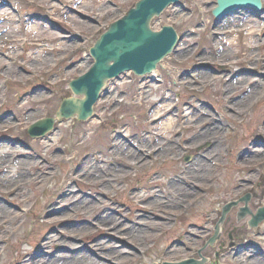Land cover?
<instances>
[{
  "label": "rangeland",
  "instance_id": "1",
  "mask_svg": "<svg viewBox=\"0 0 264 264\" xmlns=\"http://www.w3.org/2000/svg\"><path fill=\"white\" fill-rule=\"evenodd\" d=\"M41 1L39 4L46 7V10H50L52 3L49 0ZM103 1L106 0H74L72 3L73 8L77 11L74 13L75 15L81 14L85 17H91L89 13L102 14L98 18L91 17L97 19L100 23L99 26L84 21L80 16L77 19L71 13L67 18H63L68 19V22L64 24L58 23L57 21H60L58 18L60 11L57 10L56 18L48 14L53 21L36 23L33 20V23L37 25L30 28L32 33L26 32L19 37L20 43L18 46L24 47V52L18 49L17 46H7L5 38H0V113L9 110V112L14 111L16 114L15 117L12 116V113L0 116V200L6 202L5 198L9 201V204L17 205L21 209L26 210L25 216L22 212L11 208L8 215L0 213V264H18L22 257H25L28 262L30 261L28 254H34V248L38 242H33L30 249L19 251L16 256L12 253V248L19 250V244L24 234L27 232L28 227L29 229L31 227V221L27 222L28 225L26 226H24V221L28 213L27 208L34 203H36L34 208L36 217L42 216L41 220H39V217L37 218V222H35V226L31 230L35 238L44 237L45 240L50 239L49 241H51L55 238L59 240L69 236V240H76L85 238L95 231L89 226L79 228L74 225H69L73 228L71 231H67L69 228H62V223L59 226L55 225L54 220L56 218L50 215L47 216L48 211H44V207L50 202V198L53 195L54 198L59 196L64 187L69 185L68 178L71 174L72 166L66 164L59 169L50 170L52 164L44 165L39 161L27 160L18 155L23 152L18 147L13 148V142L23 138V136L26 137V134H24L25 129L32 122L47 115L50 116L53 107L58 105L59 100L64 98V96L68 95V81L73 76L81 74L88 67V63H81L71 71H67L71 63H67L66 59L77 53L82 58L84 49H88L92 43L79 44L78 41L77 43H71L72 38H65L70 37L71 33L64 34L54 30L53 22L70 28L69 31L72 33L80 32L87 39L91 35H97L104 26L121 18L138 0H113L117 4L114 8H105ZM213 1L182 0L185 9L190 10L189 12L181 10L179 7L170 8L162 15L159 21L154 23L157 28L162 25L173 24L177 26L180 33H187V30L190 29L191 32L196 31L202 34V37L198 33L189 37L187 34L176 54L163 61V68H159L162 83L155 85V81L151 80L146 84H141L136 80L132 84L126 81V78L123 79L117 83V87L112 88L113 93L102 100L96 107L101 120L89 123V126L82 124L83 126L80 125L77 128L76 145L81 158H83L87 153L102 148V142L108 141L109 137L115 138V135L107 128L115 120L120 125L130 122L129 127L132 129V133H135L137 125L141 122H136L133 118L144 120L152 110L153 106L151 103L160 97H163L165 103L169 105L172 102V97H168L171 92H185V103L188 102L194 107V110H192L188 104H183V114L175 113L178 118L176 126L166 131V143L164 142L160 145L165 148L162 157L157 160L152 159L146 166L138 161L131 162L132 164H139L140 168L134 169L126 166V175L124 176L129 177V179L126 181V185L120 184L121 187H124L123 193L121 196L112 194L113 196H118L120 200L128 202L126 192L134 185L138 176L143 179L150 178V181L147 182L148 191L160 190L161 188H153L152 186H163L164 178H162L161 173L166 168H171L172 170L176 167L182 168L184 164V161L178 159L179 162L176 165H171L169 163L171 161H167V158L174 156L176 151H179V156L181 157L185 153L179 149L182 146L189 147L192 149L191 156L199 155L195 158L197 161L196 167L190 172L192 175H189V177L184 175L178 180L186 181L189 184L193 183L196 186L192 189H188L183 185L179 187V189L193 194L186 196L185 202L188 201V203L184 206V210L182 211L178 208V211L173 212L170 217L172 219L179 216L185 217L179 226H175L174 222H170L168 225V229L178 231V233L162 236L153 231L149 233L152 240L150 242H148L146 234L142 237L137 236L139 237V243L147 244L148 242L143 249V252H148L147 255H139L135 251L131 252L132 257L129 258L128 256L129 259L126 256L118 257L114 255L113 259L118 257L115 261L119 264H123L127 259L131 260L132 263L130 264H152L162 261L160 257H156L172 243L173 239L178 238L183 233L186 226L196 222L198 224L206 223V227L209 223L212 227L216 220V211L219 210L220 212L221 207L230 202V200L243 197L249 192L251 193V191L254 192L253 190L258 191V194L255 196L256 199L254 200L253 198L251 201V209L255 210L264 206V190L262 187H249L247 184L248 181L257 183L260 177L264 175V18L256 20L249 16H245L246 18L242 16L234 18V16L225 20L221 26L213 30L211 27L213 25L212 8L207 7ZM14 6L16 7L15 4ZM21 7L26 10L31 9L25 6ZM11 15L9 8L0 9V26H3L0 29V35L6 31L7 27L5 26L10 29L14 27L10 18L12 17ZM4 18H6V21H4ZM197 26L199 28L196 29ZM32 38L33 41H31ZM8 39L14 40L15 38ZM25 39L29 43L41 42L40 47L32 51V46L22 42ZM55 49L60 50L55 51ZM56 59L63 65L57 70L51 69L54 72L49 77H44V80H46V85H48L47 82L51 85H56L54 87L50 85L46 87L54 90L57 96L53 98V96L40 94L42 92L40 91L34 99H31V97L25 98L24 96L29 93L26 92L31 90L35 84L34 79H32L36 77L34 71L38 73L39 81L43 80L45 68H50L54 65ZM25 65L29 67H25ZM6 67L9 68L7 71H5ZM20 68H25L27 71H21ZM186 70H189V73L185 74V77L181 79L182 74ZM27 75H30V77ZM10 78L15 79V81L9 87L10 81L7 83H4V81ZM26 79L28 82H25ZM128 88H132V90L128 91ZM16 92L17 94L13 96V93ZM194 95L200 96L209 105L205 103L207 105L206 108L201 106L193 97ZM181 102L182 99L180 98V101L175 103L174 106L179 105ZM45 107H47V110H45ZM29 113H31V116H28ZM157 126H160V124ZM184 126H192L193 128H188L190 131L185 135L184 141L179 144L178 132L183 130ZM230 126L231 129L229 130ZM175 129L176 137L170 143L169 137L173 135ZM70 134L71 131L69 126H67L62 128V131L53 138L56 143L65 142L68 144L71 137ZM62 137L64 138L62 139ZM198 139L199 142H197ZM191 141L192 144L190 143ZM31 143H34L32 147L37 145L45 153L54 152L48 149L49 144L46 141ZM142 143L144 142L142 141ZM162 147H159L157 152ZM214 148L216 151L212 153L210 150ZM115 154V157H122L121 151H115ZM112 155H110L108 160H112ZM217 155L219 156L217 157ZM58 157L61 161L69 156L64 154ZM203 159L216 163V165L211 168L208 165L209 163L201 162ZM164 160L167 161L165 163L167 165L161 167L160 164ZM201 164L207 170L200 174L199 170L201 167L199 165ZM185 165L186 163L182 168V173L186 171ZM103 171L107 174L106 170L97 172L100 180L93 178L97 183L107 179L104 178ZM42 178L43 182H40ZM171 180H176V178ZM63 181L65 182L64 185L61 184ZM88 182V186H91L92 182ZM167 189H170L168 183L165 184L162 191L167 194ZM99 190L100 188L97 187L93 189L97 193ZM109 191L111 193V189ZM262 193L263 195H260ZM73 196L75 199L66 202L62 201L60 205L67 206L75 202L78 197L76 195ZM0 203L3 204L2 202ZM84 203H89V200H85ZM105 204L107 203L105 202ZM95 207L101 206L97 204ZM137 207L141 208L138 210L141 215L143 213L151 216L156 215L154 213V205L151 206L143 202ZM78 212L77 210L73 211L71 217L73 218ZM236 213L237 210L230 215L231 218L227 228L238 229L239 233L245 236L249 235L252 232L247 225L249 218L238 224L235 221ZM191 215L194 219L187 224L186 218H190ZM133 216H137L136 213H132L131 209L128 208V214L124 215V217ZM45 217L46 219H44ZM87 218L92 219V216L87 215ZM88 219L83 218L82 220ZM118 219L119 216H117L116 220ZM47 220L50 221V228L44 226L48 222ZM122 223L123 221L119 222V224ZM143 223L144 225H142ZM150 224L151 222L144 221L140 222L138 226L142 227V230L147 233ZM138 226L136 230H140ZM195 232L197 233L198 231L195 230ZM257 232L264 233V227ZM113 236H115V240L108 246H122L120 243L121 239L117 238V234H112V238ZM261 239L262 241H258L259 248L264 247V238L261 237ZM102 242H105V239ZM189 242L193 243L192 238H189ZM47 243L49 242L47 241ZM47 243L45 241L41 242L44 247L47 246ZM68 243L77 245L76 242L72 241H68ZM56 244L60 243L56 241ZM200 245H197L194 241L196 248L200 247ZM135 246L142 251L140 245ZM27 250H30V252L26 254L25 251ZM42 252L41 249L40 253ZM60 255L63 257L70 256L67 254ZM183 255H185L183 250H177L175 258ZM259 257L262 258L263 255L260 254ZM38 258L45 261L47 256L39 254ZM249 259L250 254L247 253L243 257L241 264L259 262L258 260L249 261ZM143 260H147V262H143Z\"/></svg>",
  "mask_w": 264,
  "mask_h": 264
},
{
  "label": "water",
  "instance_id": "2",
  "mask_svg": "<svg viewBox=\"0 0 264 264\" xmlns=\"http://www.w3.org/2000/svg\"><path fill=\"white\" fill-rule=\"evenodd\" d=\"M178 1L142 0L125 18L114 24L92 50L96 67L74 87L75 92L85 95L86 99L81 103H65L62 113L67 112L68 116L78 114L84 118L98 99L107 79L117 77L126 70H134L138 74L152 72L175 47L177 35L170 27L153 32L149 24L154 16ZM243 7L259 9L261 3L260 0H220V7L214 11V15L223 18Z\"/></svg>",
  "mask_w": 264,
  "mask_h": 264
},
{
  "label": "bare ground",
  "instance_id": "3",
  "mask_svg": "<svg viewBox=\"0 0 264 264\" xmlns=\"http://www.w3.org/2000/svg\"><path fill=\"white\" fill-rule=\"evenodd\" d=\"M203 167H204V165H203ZM206 169V168H205ZM8 208H6V207H3V206H0V213L1 214H6V213H8ZM34 264H38V262H35ZM53 264H63L62 262H60V261H56V262H54Z\"/></svg>",
  "mask_w": 264,
  "mask_h": 264
}]
</instances>
